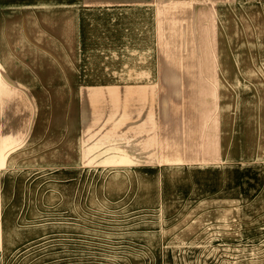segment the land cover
I'll use <instances>...</instances> for the list:
<instances>
[{
	"label": "rangeland",
	"instance_id": "374dc122",
	"mask_svg": "<svg viewBox=\"0 0 264 264\" xmlns=\"http://www.w3.org/2000/svg\"><path fill=\"white\" fill-rule=\"evenodd\" d=\"M51 5L40 0L43 21ZM67 8L80 78L117 83L169 70L168 52L175 59L192 44L193 68L202 64L207 76L192 101L207 103L216 131L213 22L224 109L237 94L263 101L261 84L231 92L228 58L236 51L239 67H261L264 0H72ZM177 10L184 27L168 25ZM170 145L178 159L166 156ZM1 152L0 264H264V162H221L217 136Z\"/></svg>",
	"mask_w": 264,
	"mask_h": 264
},
{
	"label": "crops",
	"instance_id": "0c3cea01",
	"mask_svg": "<svg viewBox=\"0 0 264 264\" xmlns=\"http://www.w3.org/2000/svg\"><path fill=\"white\" fill-rule=\"evenodd\" d=\"M49 2L52 8L43 21L40 0H0V150H8L7 156L24 148L217 136L221 162L228 155L237 168L240 163L264 162V39L260 68L239 67L236 51H229L228 58L231 92L240 88L250 92L261 84L262 103L249 96L241 100L237 94L224 109L222 66L212 22L215 131L209 128L207 103L192 101V95L203 93L207 86L204 66L193 68L192 44H186V52L175 59L168 52L169 70L129 74V79L117 83L95 82L91 74L80 78L74 18L67 8L72 0ZM180 11L168 21L170 27L185 26ZM199 20L204 25L202 17ZM44 23L49 24L48 38ZM200 35L202 41L208 37ZM165 48L164 44V52ZM203 58L200 55L197 61ZM173 145L166 156L178 159Z\"/></svg>",
	"mask_w": 264,
	"mask_h": 264
}]
</instances>
